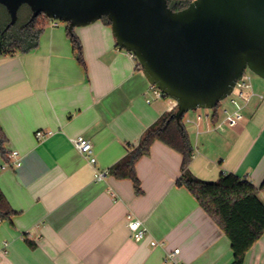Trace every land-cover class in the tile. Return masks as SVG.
I'll return each mask as SVG.
<instances>
[{
  "label": "crops",
  "instance_id": "1",
  "mask_svg": "<svg viewBox=\"0 0 264 264\" xmlns=\"http://www.w3.org/2000/svg\"><path fill=\"white\" fill-rule=\"evenodd\" d=\"M68 32L66 23L47 22L36 49L0 55V189L15 211L0 223V264H174L166 257L175 249L184 264H232L230 238L178 184V150L156 139L135 162V178L112 170L174 102L153 94L138 60L102 19L73 30L83 64ZM252 88L236 124L216 110L188 119V173L211 182L234 173L261 185L264 82ZM38 131L51 133L38 138ZM79 136L93 143L95 164L74 146ZM15 151L19 165L9 157ZM128 214L147 229L139 242ZM244 264H264V234Z\"/></svg>",
  "mask_w": 264,
  "mask_h": 264
},
{
  "label": "water",
  "instance_id": "2",
  "mask_svg": "<svg viewBox=\"0 0 264 264\" xmlns=\"http://www.w3.org/2000/svg\"><path fill=\"white\" fill-rule=\"evenodd\" d=\"M5 31L31 10L68 30L107 17L119 47L133 53L144 75L176 102L182 125L190 110L214 109L247 69L264 79V0H196L173 10L167 0H0Z\"/></svg>",
  "mask_w": 264,
  "mask_h": 264
},
{
  "label": "trees",
  "instance_id": "3",
  "mask_svg": "<svg viewBox=\"0 0 264 264\" xmlns=\"http://www.w3.org/2000/svg\"><path fill=\"white\" fill-rule=\"evenodd\" d=\"M167 1L173 10L184 9L188 6L182 0ZM23 13L26 18L23 19V16L20 17L18 14L16 24L5 31L10 20L8 14V21L0 29V55L30 52L38 47L44 27L51 20L41 14L29 23L30 8L25 7ZM19 17L22 18L21 22ZM102 20L111 26L107 17ZM68 33L74 52L83 64L82 44L74 32L69 31ZM139 66L141 67L140 64ZM175 111L176 108H173L150 126L142 135L138 146L112 170L119 175L135 178V162L149 152L152 142L156 139L178 150L183 155L182 169L184 171L178 184L188 188L200 206L230 238L234 253L232 264H244L246 253L264 234V200L260 197V192H264V180L260 186H255L252 182L234 173H226L222 174L218 180L211 182L188 173L187 168L194 155V148L183 122L179 125L173 117ZM5 141L6 137L0 127V148L2 150H4ZM14 214L15 211L0 189V223L5 220L11 222Z\"/></svg>",
  "mask_w": 264,
  "mask_h": 264
},
{
  "label": "built area",
  "instance_id": "4",
  "mask_svg": "<svg viewBox=\"0 0 264 264\" xmlns=\"http://www.w3.org/2000/svg\"><path fill=\"white\" fill-rule=\"evenodd\" d=\"M182 1L187 3L188 5H190L191 3L195 2L196 0H182ZM130 54L134 58H136L133 53H130ZM248 80H250V77L248 75H246V72H245L242 79L237 81L235 88L232 92V94H233L237 88H240V91L238 93V97L232 98V100H231V102L236 106V108L233 111H229V109L224 110L226 113L227 121L232 125L236 124L238 121L243 119L244 115L242 113V110H243L244 106L255 95L253 88H252V84L250 82H248ZM245 89H250L251 90L250 93L245 92ZM152 92L157 97H166L167 98V96L159 88H157L155 85H152ZM238 99H243L245 101V103L240 104ZM173 102L176 105V102L174 100H173ZM200 117L201 116H199V118ZM50 133L51 132L45 133L43 131H38L36 133V135L38 138H43L44 136L49 135ZM72 142H73L74 146L76 147V149L81 154L85 155L86 157H88L90 159V162L92 164L96 163V158L94 156V145L89 139H87L83 136H79L77 138L72 139ZM9 157H10L12 164H15V165L20 164V156H19V153L17 151L12 152L9 155ZM103 178H104V172L99 171L96 173V179L97 180H102ZM127 219H128V228L130 230L131 238H133L135 241H138V242L143 240L145 238V236L147 235V229L144 225L143 220L133 216L132 214H128ZM152 244L156 245L157 242L153 241ZM6 245H7V243H5V246ZM179 253H180V249H175L174 251L169 252L167 254L166 259L173 261L174 264H184L182 262H178L175 260V257Z\"/></svg>",
  "mask_w": 264,
  "mask_h": 264
},
{
  "label": "rangeland",
  "instance_id": "5",
  "mask_svg": "<svg viewBox=\"0 0 264 264\" xmlns=\"http://www.w3.org/2000/svg\"><path fill=\"white\" fill-rule=\"evenodd\" d=\"M27 7V6H22L20 8V11H19V16H23L22 18L25 19L26 18V15L23 13V10L24 8ZM23 14V15H22ZM19 17V18H20ZM8 12H7V9L2 5L0 4V29L6 24V22L8 21ZM22 18H20V22L22 20ZM51 20L50 22H60V23H63L65 24V22L63 21H60V20H54V19H49ZM10 21V20H9ZM9 23V22H8ZM246 75H248L250 77V80H248V82H250L252 84V86L254 87L255 85H257V81H263L264 82V79L261 78L260 76H258L257 74H255L254 72H252L251 70L247 69L246 70ZM240 91V88H237L235 90V92L233 94H231L230 96H228L227 98H225L224 100H222L219 104H218V107L217 108H214V109H203V108H199L197 110H190L188 111L182 118V121H183V125L186 127L187 130H192L194 124H189L188 123V119H194L198 117V115H206V114H210L212 115L214 110L218 111V113L221 115V116H225L226 117V113H225V109H229V111H233L236 106L231 102L232 98H237L238 97V93ZM250 89H245V92L247 93H250ZM240 104H244L245 101L243 99H238ZM171 101H173L171 99ZM174 108L177 109L176 105L174 106Z\"/></svg>",
  "mask_w": 264,
  "mask_h": 264
}]
</instances>
